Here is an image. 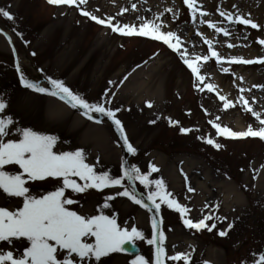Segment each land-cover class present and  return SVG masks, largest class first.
Returning a JSON list of instances; mask_svg holds the SVG:
<instances>
[{
	"label": "rangeland",
	"instance_id": "1",
	"mask_svg": "<svg viewBox=\"0 0 264 264\" xmlns=\"http://www.w3.org/2000/svg\"><path fill=\"white\" fill-rule=\"evenodd\" d=\"M9 5L17 18L15 24L0 17V28L11 36L9 43L6 36L0 34V96L9 102L6 114L14 118L32 114L36 119L27 123L34 126L33 130H62L65 135L72 136L73 144L89 143L92 152L100 153L96 171H109L119 176L125 155L112 126L87 119L80 110L57 97L23 88L15 63L18 59L31 79L38 76L46 79L51 75L64 80L90 102L103 100L105 93L109 97L114 93L107 106L122 109L116 113L117 118L138 150L135 156H130L129 163L145 173L154 163L159 172L152 173L150 179H162L166 192L172 194L169 198H175L189 209L182 217L161 203L157 214L162 220L167 255L190 253L191 264H251L252 254L258 257L264 251V140L219 136L208 121L218 116V122L233 131L246 130L249 125L256 128L258 121L237 102L241 94L264 118V87H258L264 86V63L229 62L232 56L252 60L264 58V44L259 43L264 40V27L252 29L250 25L233 24L220 16L221 10L234 15L239 13L264 26V0H195L198 9L195 22L184 0H86L79 8L49 4L47 0H0V7ZM200 8L207 9V15L201 17ZM81 10L101 19L114 17V24L119 21L136 27L142 23L141 17L152 20L159 16V22L165 25L162 30L176 32L180 46L189 54L201 57L210 55L204 39L211 40L227 62L218 63L211 57L207 62L201 59L197 63L202 65L204 83H212L215 91L208 93L206 88L199 91L190 69L163 42L150 37L123 36L83 16ZM201 19L206 22L200 23ZM209 20L227 28L230 35L216 33L208 27ZM18 32L23 33L22 39L16 34ZM229 44L235 47L230 48ZM223 68L229 71L224 72ZM126 75L128 79L121 84ZM240 88L245 91L241 93ZM218 94L232 100L235 107L224 109ZM148 102L152 103L151 108L147 107ZM54 105L60 107L63 114L55 119L57 121L50 120L48 114ZM169 117L179 124L170 125ZM151 120L156 123H150ZM50 124L55 127H49ZM181 127L193 131L184 134ZM84 136H87L86 142H83ZM209 136L221 145L220 149L205 142ZM106 147L115 151L111 158L105 153ZM102 163L106 167L101 166ZM53 184H32L33 194H44L52 190ZM229 185L233 191L228 192ZM189 187L194 191L189 192ZM136 189L145 194L146 199L149 189L138 181ZM121 190L89 189L75 197L80 204L72 207L81 213L98 214L105 197ZM11 199L19 201L6 198L0 192V206L12 210ZM110 203L111 209L105 210L106 214L116 215L122 226H136L146 239L151 238L152 213L127 197L117 196ZM216 205H219L218 210ZM208 214L213 219L206 223L216 225L212 231L189 229L183 223L184 218L196 222ZM229 224L233 225L231 230H228ZM220 231L227 234L221 236ZM146 239L137 241L141 247L139 254L154 264L155 246L148 245ZM16 247H19L18 242ZM133 258L135 255L129 253H113L102 259H108L109 264H115L118 259L129 264ZM165 264H184V261L166 260Z\"/></svg>",
	"mask_w": 264,
	"mask_h": 264
},
{
	"label": "snow or ice",
	"instance_id": "2",
	"mask_svg": "<svg viewBox=\"0 0 264 264\" xmlns=\"http://www.w3.org/2000/svg\"><path fill=\"white\" fill-rule=\"evenodd\" d=\"M47 2L54 5H76L79 8L86 3V0H47ZM184 2L191 9L192 21L195 22L198 11L195 0H184ZM10 8V5L7 8L0 7V17L15 24L17 18ZM132 8L135 9L136 5L133 4ZM168 11L171 12L172 9L169 8ZM81 14L96 24L104 25L123 36L137 35L163 42L190 69L195 78V86L199 91L203 92L205 88L208 93L215 91L212 83H204L205 76L201 74L202 65L197 63L201 59L207 62L211 57H215L218 63L223 59L213 47L211 40L204 39L210 55L206 54L201 57L198 54H189L186 48L181 47V40L176 32L162 30L165 25L163 22H159V16H154L152 20H144L141 17L142 23L136 27L130 26L128 23L120 24L119 21L114 24V17L109 16L101 19L87 10H81ZM205 15L207 13L200 12L201 17ZM220 16L225 17L233 24L250 25L252 29L264 27L239 13L234 15L221 10ZM205 22L203 19L200 20L202 24ZM207 23L208 27L215 29L216 33H223L226 37L230 35L227 28L218 26L210 20ZM13 30L15 31V29ZM0 34L5 35L8 42L11 43V36L4 33L3 29H0ZM16 34L21 39L23 38V33ZM259 43L264 44V40H260ZM228 47H235V45L229 44ZM32 55L35 56L36 53L33 52ZM229 62L235 64L264 63V58L252 60L232 56L229 58ZM15 70L19 74L18 79L23 88L35 93L57 97L73 109L80 110L89 120L94 119V113L100 114L101 117H107L115 126L116 132L119 133V138L123 142L121 146L127 153L133 156L137 154L138 150L130 142L124 124L117 118L116 113L122 109L119 107L113 109L107 106L111 104L114 93L112 97L105 93L103 100L90 102L62 79L47 75V84L50 85L48 87L29 78L21 68L18 59L15 63ZM37 71L43 72V69H37ZM223 71L228 72L229 69L223 68ZM128 75L123 77L121 84L128 79ZM109 83L114 82L110 81ZM244 91V88H240L241 93ZM219 100L223 102L224 109L235 107L233 101L224 95H219ZM237 102L258 121L256 128L249 125L246 130L233 131L222 126L218 122L220 119L218 116L209 120L208 123L219 136L233 139L258 137L264 140V118H261V113L254 111L249 106L248 99L242 94L238 97ZM152 106L151 102L147 103L148 108ZM7 109H9V102L4 96H0V192L6 198H18L19 203L12 210H9L7 206H0V264H109L108 259L102 258H108L113 253H129L126 245L131 244L135 247L137 241H143L146 237L144 232L136 226H122L121 223H118L116 215L106 214L105 210L111 209L110 202L117 196L127 197L150 213H158L161 203L174 209L182 217L189 212V209L181 205L175 198H169L172 194L166 192V186L162 179H150L152 173L159 172V168L154 163L149 165V171L145 173L137 165L129 164L125 159L122 175L113 176L109 171L98 173L94 165L86 163L84 149L54 151L57 143L56 136L44 134L30 127H17L18 121L14 119L13 115L6 114ZM128 110L130 111V109ZM205 113L208 114L206 109ZM96 122L101 121L97 120ZM149 122L155 124L156 120ZM168 122L170 125L179 124V121H172L170 117ZM180 131L187 134L193 129L181 127ZM13 136L16 138H12ZM199 138L205 139L204 137ZM205 142L216 149L221 148V145L211 136L206 138ZM8 168L12 170H6ZM137 181L145 189H149L146 199L145 194H137ZM44 182H54L52 190L44 194L39 192L33 194L32 184ZM105 188L122 190L106 196L105 202L99 207L98 214L81 213L72 207L80 204V201L75 198L79 194L85 193L89 189L103 190ZM188 191L194 190L189 187ZM216 208L218 210L219 205H216ZM212 219L213 216L208 214L196 222L184 218L183 223L189 229L207 228L208 231H212L216 225L206 223ZM232 227L233 225L229 224L228 230H231ZM151 229V238L146 239V243L155 246L154 264H165L166 260L184 261V264H191L190 253L167 255L163 246L165 234L162 231V220L158 219L155 214L151 218ZM226 234V231L219 232L221 236ZM17 242L19 247H16ZM129 264H150V259L137 253L135 258L129 261ZM251 264H264V251L258 257L253 253Z\"/></svg>",
	"mask_w": 264,
	"mask_h": 264
},
{
	"label": "bare ground",
	"instance_id": "3",
	"mask_svg": "<svg viewBox=\"0 0 264 264\" xmlns=\"http://www.w3.org/2000/svg\"><path fill=\"white\" fill-rule=\"evenodd\" d=\"M59 108L60 107H56L55 105L49 108L48 114L50 116V120L58 119V118H60L63 115V114H61L62 112H61V110ZM14 119L16 121H18L17 127H30L31 128V126H32V129H34V126L32 124L29 125V123H27L29 121H33V120L36 119V117L33 116L32 114L17 115ZM55 121H57V120H55ZM51 122L54 123L53 121H51ZM49 127H55V126L50 124ZM37 130L39 132L44 133V134L53 135V136L57 137V143H56V146L54 148V150H56L57 152L74 151V150H77V149H84L85 154H86V163H88L90 165H94L96 168L99 166L98 165L99 164L98 161H99L100 153H98L97 151L96 152H92L93 148H90L89 143L86 144V145L79 146L81 144V142L78 141L79 142L78 144H73L72 136L65 135L62 130H53V129L40 130L38 128H37ZM88 137H89V134H88ZM86 138H87V136H84V138H83L84 141L83 142H86L85 141ZM105 153L106 154H110L109 158H111L112 156L115 155V151L113 149H110V148H107V147H106ZM101 166L106 167V165L103 164V163L101 164ZM206 177H208L207 174H206ZM36 189H38V188H36ZM227 189H228V192L233 191L231 185L227 186ZM11 202H12V204H10V208H12V209L15 208L16 205L19 203V201H14V199L13 200L11 199ZM93 205L91 204V206H93ZM118 216H120V215H118ZM117 220H118V223H119V217H117ZM115 264H124V263H123V260L118 259V260L115 261Z\"/></svg>",
	"mask_w": 264,
	"mask_h": 264
},
{
	"label": "water",
	"instance_id": "4",
	"mask_svg": "<svg viewBox=\"0 0 264 264\" xmlns=\"http://www.w3.org/2000/svg\"><path fill=\"white\" fill-rule=\"evenodd\" d=\"M1 29V28H0ZM4 33H5V31H3ZM33 80H35L36 82H38V83H42L43 85H45V86H48V87H50V85H48L47 84V80L45 79V78H43V77H41V76H39L38 77V79H33ZM93 116H94V119H93V121H97V120H99V121H101V122H107V123H109L111 126H112V128L114 129V131H116L115 130V126L112 124V122L107 118V117H101L100 116V114H93ZM117 133V132H116ZM117 135H118V137H119V133H117ZM120 139V138H119ZM121 141V143H123L122 142V140H120ZM124 153H125V158L124 159H126L128 162L130 161V153H127V151L124 149ZM130 164V163H129ZM136 191H137V194L139 195V194H141L137 189H136ZM150 203V202H149ZM156 215L157 216V218L159 219V216H158V214L157 213H155V212H153L152 213V215ZM126 247L129 249V252H131V253H137L138 251H139V247L136 245L135 247H133L131 244H129V245H126Z\"/></svg>",
	"mask_w": 264,
	"mask_h": 264
}]
</instances>
